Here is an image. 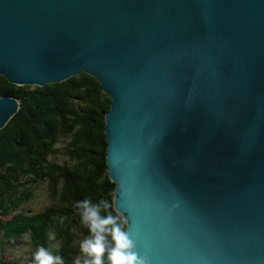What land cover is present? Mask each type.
I'll list each match as a JSON object with an SVG mask.
<instances>
[{"label":"water","instance_id":"obj_1","mask_svg":"<svg viewBox=\"0 0 264 264\" xmlns=\"http://www.w3.org/2000/svg\"><path fill=\"white\" fill-rule=\"evenodd\" d=\"M95 76L114 204L151 264H264V0H0V74ZM20 100L0 97V129Z\"/></svg>","mask_w":264,"mask_h":264},{"label":"trees","instance_id":"obj_2","mask_svg":"<svg viewBox=\"0 0 264 264\" xmlns=\"http://www.w3.org/2000/svg\"><path fill=\"white\" fill-rule=\"evenodd\" d=\"M3 95L17 97L20 108L0 129V211L10 213L0 225L11 239L28 235L35 250L49 247L54 241L49 234L56 229L57 254L65 264H73L80 254L79 242L87 235L75 214V202L106 198L118 212L116 183L107 165L105 124L111 96L86 72L43 86L14 84L0 74ZM40 185L48 198L42 209H20L10 220L13 202L17 200L18 209Z\"/></svg>","mask_w":264,"mask_h":264},{"label":"clouds","instance_id":"obj_3","mask_svg":"<svg viewBox=\"0 0 264 264\" xmlns=\"http://www.w3.org/2000/svg\"><path fill=\"white\" fill-rule=\"evenodd\" d=\"M75 214L87 230L79 242V255L73 264H151L149 257L141 255L128 227L129 220L114 211V205L106 198L94 202L90 197L77 200ZM65 218H61L63 222ZM49 239H55L49 234ZM53 247L59 248V245ZM31 264H65L62 255L49 247L39 246L33 253Z\"/></svg>","mask_w":264,"mask_h":264},{"label":"rangeland","instance_id":"obj_4","mask_svg":"<svg viewBox=\"0 0 264 264\" xmlns=\"http://www.w3.org/2000/svg\"><path fill=\"white\" fill-rule=\"evenodd\" d=\"M48 198L46 194V190L43 186H38L36 189L33 190V195L28 202L24 203L23 205H20L18 209H16V202H13L12 205V216L10 215V220H13V216L21 209L24 212H36L38 210H41L42 207L47 203ZM3 209V208H2ZM5 209L1 210L4 211ZM20 210V211H21ZM10 213L3 212L0 214L1 220H6L7 216ZM56 235V229L55 234ZM59 239V235L57 233V236L55 237V245L57 244V241ZM54 241L49 244V248L53 250L54 253L57 254V248L54 246ZM47 246V244H46ZM35 252V248L32 245L30 238L28 235L11 239L10 236L7 237L5 232L3 231L2 226L0 225V264H2L3 261L8 262V264H31V260L33 257V253Z\"/></svg>","mask_w":264,"mask_h":264},{"label":"bare ground","instance_id":"obj_5","mask_svg":"<svg viewBox=\"0 0 264 264\" xmlns=\"http://www.w3.org/2000/svg\"><path fill=\"white\" fill-rule=\"evenodd\" d=\"M4 96V95H3Z\"/></svg>","mask_w":264,"mask_h":264}]
</instances>
